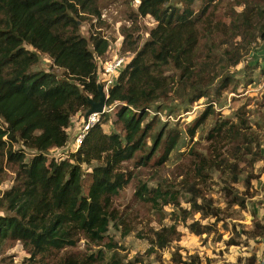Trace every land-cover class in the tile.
I'll list each match as a JSON object with an SVG mask.
<instances>
[{"label": "trees", "instance_id": "16d2710c", "mask_svg": "<svg viewBox=\"0 0 264 264\" xmlns=\"http://www.w3.org/2000/svg\"><path fill=\"white\" fill-rule=\"evenodd\" d=\"M138 1L135 15H150L156 24L142 44L131 32L123 35L121 51L133 56L109 88L106 101L107 105L120 104L113 123L122 134L104 131L102 124L109 114L104 113L78 149L65 157L49 158L48 151L68 143L67 128L77 113L90 107L88 98L99 99L94 57L106 52L109 39L99 33L86 38L79 32L82 13H98L92 0H0V153L8 163L17 164L15 183L0 198L4 211L0 215V256L19 243L31 256L29 264L102 261L100 251L84 257L59 253L75 246L80 236L99 244L118 218L113 197L128 181L120 165L144 148L152 124L147 121L149 111L166 108L174 90H187L188 102L209 96L210 84L221 76L201 69L208 66L198 63L202 39L213 41L218 33L223 37L235 34L248 43L264 41V0H230L243 9L229 23L214 15V6L223 0ZM41 55L61 70L60 76L52 70L33 69ZM231 60L233 65L239 62L238 56ZM167 68L179 75L167 74ZM229 81L224 76L220 82L226 86ZM210 113L212 107L199 121ZM162 137L163 132L157 134L152 144L154 150L162 143L165 147L159 163L179 145L178 135L169 132L163 141ZM18 142L21 147L13 149ZM25 148L34 151L28 159ZM83 165L91 171L84 172ZM85 174L90 177L86 193ZM135 194L153 206L161 200L162 204L177 200L172 192L146 184ZM192 208L202 212L196 200ZM202 215L217 218V213ZM187 227L197 235L206 232L195 223ZM248 230L244 231L248 237L264 238V223L254 222ZM178 238L174 225L153 231L150 250L163 249ZM104 264L117 262L111 259Z\"/></svg>", "mask_w": 264, "mask_h": 264}, {"label": "rangeland", "instance_id": "374dc122", "mask_svg": "<svg viewBox=\"0 0 264 264\" xmlns=\"http://www.w3.org/2000/svg\"><path fill=\"white\" fill-rule=\"evenodd\" d=\"M92 3L98 13H82L84 18L79 25L80 34L86 38L99 33L119 44L124 33L131 32L134 37L139 36L142 44L156 24L150 15H135L138 0ZM172 3L176 5V1ZM242 9L235 2L223 0L214 6V15L229 23ZM235 56L239 62L233 65L231 59ZM197 57L199 64H208L201 68L209 70L206 74L214 71L221 76L210 84L209 96L188 102L187 90L178 89L174 90L172 101L164 104L166 108L149 111L147 121L152 120V124L144 148L120 165L119 171L128 181L113 197L118 218L110 223L99 244L80 236L75 246L59 254L84 257L100 251L102 261L96 264L111 259L117 264H258V259H263L264 238L248 237L244 231L252 229L254 222L264 223V41L255 39L248 43L235 34L223 37L217 33L213 41L202 39ZM33 69L52 70L58 76L62 73L46 55H41ZM166 73L179 75L168 68ZM224 76L230 78L226 86L220 82ZM119 106L106 115L104 131L122 134L120 126L113 123ZM208 107H212V113L199 121ZM83 119V112L72 118L68 143L48 151L49 158L65 157L75 150L72 132L76 127L79 131ZM162 132V141L169 132L178 135L179 145L159 163L165 147L162 143L154 150L152 144ZM20 147L19 142L13 145V149ZM25 152L28 159L34 151L25 148ZM16 169L17 164L8 163L0 153V198L15 183ZM82 169L91 171L87 165ZM89 183L90 177L85 174L84 193ZM142 184L172 192L177 200L169 204L159 200L153 206L136 196ZM193 200L202 206V212L193 210ZM3 213L0 208V215ZM202 213H217V218L204 217ZM190 223L206 232L195 234L187 227ZM173 225L179 232L178 240L151 251L149 239L153 231ZM30 257L15 243L2 252L0 264H29Z\"/></svg>", "mask_w": 264, "mask_h": 264}, {"label": "built area", "instance_id": "2783aa9c", "mask_svg": "<svg viewBox=\"0 0 264 264\" xmlns=\"http://www.w3.org/2000/svg\"><path fill=\"white\" fill-rule=\"evenodd\" d=\"M103 37L107 39V37ZM121 43L122 42L116 44V42L113 43L109 40V46L106 52L102 55H95L94 57L96 62L97 83L102 86L106 96H108L109 88L116 84L120 72L125 68L126 64L133 55L130 52L122 54ZM117 104V102L108 105L105 103L102 113L95 112L90 114L86 120L83 119L82 125L79 127V131H77V133L73 136V146L75 150L78 149L89 128L99 122L102 114L110 113V111H112Z\"/></svg>", "mask_w": 264, "mask_h": 264}, {"label": "water", "instance_id": "95a60500", "mask_svg": "<svg viewBox=\"0 0 264 264\" xmlns=\"http://www.w3.org/2000/svg\"><path fill=\"white\" fill-rule=\"evenodd\" d=\"M97 88H98V93H99V99L97 101H93L90 97L88 98L90 107L84 112V120H86L87 117L92 113H95V112L102 113L103 112V107L108 99V96H106L100 84L97 85Z\"/></svg>", "mask_w": 264, "mask_h": 264}, {"label": "crops", "instance_id": "0c3cea01", "mask_svg": "<svg viewBox=\"0 0 264 264\" xmlns=\"http://www.w3.org/2000/svg\"><path fill=\"white\" fill-rule=\"evenodd\" d=\"M120 41L122 42L121 39H120ZM71 125H72V124H71ZM71 125L67 128V133H68V134H69V130H71V128H72ZM77 129H78V127H76L75 130L72 132V137L77 133ZM258 264H264V257H263L262 260H261V259H258Z\"/></svg>", "mask_w": 264, "mask_h": 264}]
</instances>
